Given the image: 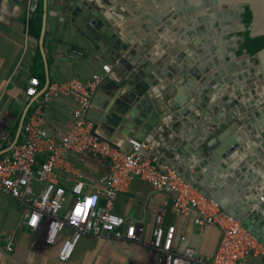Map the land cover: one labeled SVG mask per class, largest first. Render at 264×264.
<instances>
[{
  "label": "crops",
  "instance_id": "0c3cea01",
  "mask_svg": "<svg viewBox=\"0 0 264 264\" xmlns=\"http://www.w3.org/2000/svg\"><path fill=\"white\" fill-rule=\"evenodd\" d=\"M63 1L47 0L43 36L47 67L45 68L38 44L39 37L30 35L28 26L26 29V0H0V134L4 135V139L0 138V155L6 152L2 151L16 138L20 119L27 105L22 124L31 109L32 102L39 98V96L29 98L25 95L29 78L33 76L38 78L42 88L46 79L49 83L70 79L87 81L93 74L100 73L103 78L92 94L91 106L87 114L94 120L97 134L110 140L107 137V125L115 127L116 123L107 121L104 115L109 113L113 120L115 116L121 115L119 111H112L109 106L113 108V100L127 81L124 72L71 23L68 15L62 14ZM104 1L107 3V12L116 22V27H122L123 34L133 37L134 42L146 41L148 37L154 38L158 35L159 39L151 45L147 56L144 52L145 47L137 46L134 49L137 54L135 60L139 64L144 63L143 57L150 59L151 64H148L147 69H151L152 66L157 67L158 63L163 65L160 71L164 77L151 86L156 97L162 99L163 91L168 88L171 93L168 101H171L177 94L173 91L183 87V85L177 87L175 84L177 77L174 72L175 65L180 68L186 65L189 70L195 66L199 69L212 68L211 71L218 73L222 81L226 77L228 78L226 83L228 81L231 83L229 87L232 91L226 95L225 100H222V104L227 102L228 105L223 106L217 113L216 106L213 105L208 109L194 108L196 111L193 113V120H190L188 115L184 117L185 122H190L189 125L183 124L182 127H177L176 119L171 116L166 119L158 118L151 112L145 114L149 129L141 134H138L140 128L133 131V138L144 140L149 144L148 149L141 150V155L150 158L160 169L174 170L204 196H207L205 192H211L213 196L209 198L217 200L218 204L259 207L261 203L264 206V194L254 195L257 188L264 184V137L257 143L251 141L246 151L247 155H243L245 152H242V161L237 160L236 156L239 155L235 154L230 161H227L221 158L220 151L218 152L220 145L216 137L220 134V129L235 137L237 135V137H245L248 141L249 130L245 123L240 122L243 118L247 120V124L253 121L252 126L259 127L264 135V103L261 101L259 104L256 101L257 98H261L262 85L258 80V71L252 58L243 55L244 52L237 53L238 37L228 41L224 37L226 34L224 29L219 32L213 25L210 26L209 21L212 20H205L201 25L199 18L204 16L203 10L188 12L184 9L181 13L178 12L180 6L191 10L196 0ZM216 19H220V23L224 26H229V23L233 22L230 14ZM73 49H78L82 53L70 56ZM38 51L43 63L42 67L37 57ZM103 64L110 65L109 72L102 71ZM221 70L224 71L221 73ZM219 81L217 79V82ZM198 82L199 80L194 81V84ZM204 84H206L205 88L210 86L209 79L206 78ZM221 90L224 92V88ZM151 94L150 89L147 90V99ZM211 95L218 97L214 92ZM74 106L73 98L64 95L55 97L47 103L44 108L43 126L50 135L58 138L72 127ZM205 110L208 111L207 114L203 113ZM235 111H238V114H234ZM227 113H231V117L227 116ZM126 117H130L129 108L122 118ZM215 119L218 121L213 122ZM118 128L121 126L115 127V130ZM211 134L217 136L211 137ZM178 138L193 143L185 145L183 152H180L179 148L182 145ZM20 139L21 129L16 142ZM197 139L198 143H196ZM111 140L119 148L125 149L127 144L125 140L129 139ZM205 141L214 149H206ZM247 156L250 161L246 159ZM41 159L42 157H39L38 161ZM68 159L81 171L85 192L100 185L99 178L108 174L110 170L107 159L90 153L69 152ZM179 170L184 172L188 170L190 180H187L182 175L184 172L180 173ZM56 174L59 183L68 190L73 182L72 173L56 169ZM42 187L41 183L32 181L29 192L23 199L6 196L0 191V264H158L155 253L151 251V239L155 216L159 212L164 214L165 227L167 225L175 227L172 248L177 252L189 246L194 250L197 258L209 261L221 238V232L216 226L200 227L194 223L197 217L196 211L190 210L186 215H178L174 210L170 193L156 190L134 177L128 188L116 195L113 211L134 224L136 238L113 239L111 236H104L97 239L83 235L71 257L62 262L57 258L62 236L60 235L55 243L47 244L38 237L36 231L27 228L23 223L25 208L38 196ZM68 196H70L69 200H67ZM103 199L102 196L100 201ZM70 200L71 195L66 191L65 209ZM255 200L259 204H256ZM6 235L12 237V250L6 248L4 241ZM180 236H184L185 239L181 240ZM251 263L264 264V253L253 255Z\"/></svg>",
  "mask_w": 264,
  "mask_h": 264
},
{
  "label": "built area",
  "instance_id": "2783aa9c",
  "mask_svg": "<svg viewBox=\"0 0 264 264\" xmlns=\"http://www.w3.org/2000/svg\"><path fill=\"white\" fill-rule=\"evenodd\" d=\"M35 8L36 0H26V29ZM81 53L73 49L70 56ZM102 71L109 72L110 65L103 64ZM102 78L100 73H95L87 81L70 79L50 82L41 92L38 78H29L25 95L39 98L32 102L22 124L21 139L0 155V191L4 195L23 199L32 181L43 185L41 192L23 212L24 225L36 231L38 237L47 244L55 243L61 235L57 258L62 262L71 257L83 235L97 239L104 236L135 239L134 224L116 214L113 203L116 195L127 189L131 180L137 177L156 190L170 193L178 215L183 216L194 210L197 212L195 224L200 227L214 225L221 232L213 257L204 261L197 258L189 246L181 252L173 250L175 227H165L164 214L159 212L155 216L151 239V251L155 253L158 264H252L253 255L264 253L262 244L238 219L226 214L216 200L201 194L174 170L160 169L150 158L142 156L141 150L149 148L146 141L130 139L131 150L125 152L97 134L87 114L92 94ZM62 95L72 97L75 102L73 125L56 138L44 128L43 114L47 103ZM0 138L4 139V135L0 134ZM69 152L90 153L108 160L110 170L99 178L100 185L89 192L84 191L82 173L71 164ZM39 157H42L40 161ZM56 169L72 173L73 182L68 190L59 183ZM66 191L74 199L65 209ZM102 196L104 199L100 201ZM85 206L87 211L83 210ZM78 207L81 209L79 212ZM34 214L36 223L32 226ZM180 239L184 240L185 237L180 236ZM4 241L7 250H12V237L6 235Z\"/></svg>",
  "mask_w": 264,
  "mask_h": 264
},
{
  "label": "water",
  "instance_id": "95a60500",
  "mask_svg": "<svg viewBox=\"0 0 264 264\" xmlns=\"http://www.w3.org/2000/svg\"><path fill=\"white\" fill-rule=\"evenodd\" d=\"M206 1V0H205ZM211 1V3L218 5V1H222L226 4L227 7L230 9L235 8L236 6H246L250 12V21L246 29L248 30V35L250 37H254L257 35H264V0H207ZM203 2L202 0H196L193 7H197L198 5ZM64 5L62 7V14L68 15L70 17V21L72 24L76 25L83 34L92 42V44L101 49L104 55L111 59L113 63H116L117 68L124 72V78L127 79V83H124V87L119 90V93L115 100H113V108L109 106V108L113 111H119L121 113L120 117L115 116V120H113L109 113H105L106 120L113 123H116L115 127L121 126L115 130V127H111V125H107L106 132L107 139L111 144L117 146L111 139L114 140H125L127 141L126 148L122 149L125 152H129L131 150V142L130 139L133 138V131H137L138 134L143 133L146 129H149V123L145 120V114L153 113L157 115L158 118H169L170 116L176 119L177 127H182L183 124L189 125L190 122H185V118L187 115L190 116L189 119L193 120V113L196 111L194 108L197 109H208L211 108L212 105L216 106L215 111L216 113L222 110L223 106H227L228 103L225 102L222 104V100L227 98V94L232 91V88L229 87L231 84L230 81L227 82L228 78H224L222 81L220 75L218 73L212 72L211 69H207L206 67L199 69L195 65L192 67L191 70L187 68L186 65H182L180 68L178 65H175L174 72L177 75L175 78L176 86L183 85L180 89H175L173 93L176 91V95H174V99L168 101L170 89H166L163 91L162 99L156 97L153 94V90L151 86L157 84L158 80L163 78L164 75L160 71L163 67L161 63H158L157 67H153L151 69L148 68V64H151L149 58H144V63L140 64L135 60L137 54L134 50L137 46L145 47V53L150 49L151 45L157 42L158 35L152 37H148L146 41L142 40L141 42H134L133 37L125 36L122 32V27L117 26L116 22L113 17L107 12L106 1L98 2L97 0H64ZM184 9L188 11V8L180 6L178 8V12H182ZM46 12H47V0H42V17H41V27L40 33L38 38V44L40 51L43 55V59L45 62L46 67V59L43 50V36L45 31L46 25ZM190 12V11H188ZM230 14V13H228ZM231 15V14H230ZM216 16L214 15H206L200 16V24H204L205 20H214ZM210 23V21H209ZM222 25L219 24L215 28L220 32L222 31ZM210 26L211 23H210ZM245 29V26L242 27V30ZM125 30V29H124ZM236 36L232 35L228 38V41L235 40ZM161 41V40H160ZM151 43V44H150ZM132 44V46H131ZM245 56L249 57L248 53H245ZM234 55V53H232ZM148 53L146 54V56ZM257 56L259 58V63H255V69L258 71V80L261 82V98H257V103L263 101L264 103V47L257 52ZM113 58L115 60H113ZM178 60V58H177ZM118 61V62H117ZM146 67V70H145ZM224 70H221L222 73ZM130 74V76H129ZM224 74V73H223ZM141 76V77H139ZM209 79L210 86L204 87L205 79ZM182 79V80H181ZM217 79L220 81L217 82ZM199 80L198 83L194 84V81ZM49 80L46 79L45 84L39 90L41 92L46 86L48 85ZM209 85V84H208ZM221 88H224V92H222ZM150 89L151 97L149 99L147 95V90ZM191 91H190V90ZM132 92V94L130 92ZM172 92V91H171ZM214 92L218 95V97L212 96L211 93ZM205 93V94H203ZM223 93V94H222ZM223 95V96H222ZM34 98V97H31ZM254 102V101H253ZM129 103L131 106L129 107ZM249 105V104H248ZM247 106V105H246ZM28 105L23 111V114L20 119V124L17 130L16 138L13 142L2 152L9 150L12 145L16 142L18 134L21 129L22 121L27 111ZM129 108V118H122L126 111ZM172 110V111H171ZM179 110V111H178ZM114 111V112H115ZM193 111V112H192ZM208 111H204V114H207ZM238 111H235L234 114H238ZM241 112L243 110L241 109ZM264 112V111H263ZM227 116L231 117V113H227ZM88 119L92 120L88 115ZM218 120L215 119L213 122H217ZM240 122L245 123L250 135L248 141L245 137H235L233 135H229L224 129H220V134L217 136L215 134H211V137L217 138V143L219 146L218 152L220 151L221 158H225L227 161H230L233 154L239 155L237 160L242 161V152L243 155H247L246 151L249 149L248 145H251V141L257 143L264 137L261 129L259 127L254 128L252 124L253 121L247 124L246 119L240 120ZM142 123L144 126H142ZM150 120V124H151ZM153 125L155 123L153 122ZM149 130H147L148 132ZM187 133V131L185 132ZM190 136V135H189ZM205 136V135H203ZM102 138V137H101ZM179 139V138H178ZM180 140V139H179ZM199 140L197 139L196 143ZM182 143V144H181ZM193 142H185L180 140L179 148L180 152H183L185 145H190ZM206 149L211 150L213 146H210L208 142H204ZM130 146V148H129ZM119 147V146H117ZM121 149V148H120ZM189 150V146L187 148ZM217 156V153H215ZM250 161V158L247 156L246 158ZM180 173L184 172L183 170H179ZM260 171H262L260 169ZM184 177L187 180H190L188 175V170L184 172ZM256 192H254L255 196L259 194H264V184L257 188ZM254 191V190H253ZM252 191V192H253ZM208 197L213 196V194L205 192ZM72 199L70 202H72ZM217 201V200H216ZM256 204H259L256 201ZM221 209L228 215L233 216L234 218L238 219L242 226L251 233L263 246H264V206L260 203L259 207H246L242 205H230V204H219Z\"/></svg>",
  "mask_w": 264,
  "mask_h": 264
},
{
  "label": "trees",
  "instance_id": "16d2710c",
  "mask_svg": "<svg viewBox=\"0 0 264 264\" xmlns=\"http://www.w3.org/2000/svg\"><path fill=\"white\" fill-rule=\"evenodd\" d=\"M41 17H42V0H37L35 11L33 15L28 21V32L35 38L39 37L40 27H41ZM250 21V12L248 9L244 13H242V22L245 26L244 30H239L234 33H230L229 35H235L238 37V49L237 53L241 54L243 50L249 54L252 60L255 63H259V58L257 56V52L264 47V35H257L254 37H250L248 35V30L246 27L248 26ZM37 57L39 60L40 67H42V61L40 58V52L38 51Z\"/></svg>",
  "mask_w": 264,
  "mask_h": 264
},
{
  "label": "flooded vegetation",
  "instance_id": "af4514ba",
  "mask_svg": "<svg viewBox=\"0 0 264 264\" xmlns=\"http://www.w3.org/2000/svg\"><path fill=\"white\" fill-rule=\"evenodd\" d=\"M201 1V0H200ZM200 5L197 7H192L191 10L189 9L188 11L196 12L198 10H203L202 13L204 14V17L206 15H214L216 18H220L228 13L232 15L233 22L229 23L230 25L228 27L223 28L224 32H230L234 33L239 30H242V27L244 26L242 22V13H244L247 9L246 6H236L235 8H229L226 6V4L222 1H218V5H215L211 3V1H205L202 0ZM215 18V19H216ZM212 20L214 22L213 27H216L217 25L220 24L221 20L216 19Z\"/></svg>",
  "mask_w": 264,
  "mask_h": 264
},
{
  "label": "rangeland",
  "instance_id": "374dc122",
  "mask_svg": "<svg viewBox=\"0 0 264 264\" xmlns=\"http://www.w3.org/2000/svg\"><path fill=\"white\" fill-rule=\"evenodd\" d=\"M211 22V25H214V22L213 21H210ZM222 24V23H221ZM225 27H228V25H222V29L223 28H225ZM230 32H226V34L224 35V37L226 38V39H228L229 37H230ZM69 198H70V196H68V199L67 200H69Z\"/></svg>",
  "mask_w": 264,
  "mask_h": 264
},
{
  "label": "clouds",
  "instance_id": "9594fccd",
  "mask_svg": "<svg viewBox=\"0 0 264 264\" xmlns=\"http://www.w3.org/2000/svg\"><path fill=\"white\" fill-rule=\"evenodd\" d=\"M78 208H79V207H78ZM78 208H77V209H78ZM79 209H80V208H79ZM80 210H81V209H80ZM83 210H84V211H87V207L85 206V207L83 208ZM31 223H32V226H35V223H36V217H35V214H34V217H33V220H32Z\"/></svg>",
  "mask_w": 264,
  "mask_h": 264
},
{
  "label": "snow or ice",
  "instance_id": "6c2138e0",
  "mask_svg": "<svg viewBox=\"0 0 264 264\" xmlns=\"http://www.w3.org/2000/svg\"><path fill=\"white\" fill-rule=\"evenodd\" d=\"M89 203H90V202H89ZM77 211L79 212V211H80V209L78 208V209H77Z\"/></svg>",
  "mask_w": 264,
  "mask_h": 264
}]
</instances>
